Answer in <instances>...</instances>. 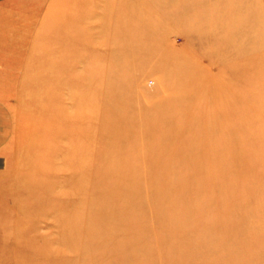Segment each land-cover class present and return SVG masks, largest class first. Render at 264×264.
Returning a JSON list of instances; mask_svg holds the SVG:
<instances>
[{"label":"rangeland","instance_id":"374dc122","mask_svg":"<svg viewBox=\"0 0 264 264\" xmlns=\"http://www.w3.org/2000/svg\"><path fill=\"white\" fill-rule=\"evenodd\" d=\"M263 6L264 0H0V264H74L77 255L70 254L73 242L64 236L63 219L75 210L64 199L71 161L88 160L92 167L118 162L122 169L171 161L228 162L232 142L226 135L233 128L244 136L243 145L255 144L252 137L257 140L260 128L246 125L247 114H255L246 105L264 93V30L258 32L264 26ZM252 35L257 42L249 44L250 55L242 56ZM183 57L189 65L178 63ZM51 63L53 73H47ZM235 103L241 122L232 114ZM240 152L238 164L224 171L243 181L249 160ZM253 160L259 169V155ZM150 172L154 178L166 173ZM157 184L136 197V207L143 200L150 208L132 219L135 225L152 229L155 223L148 217H154L173 226L179 251L193 245H184L180 230L197 237L231 230L226 220L213 230L212 223L189 220L193 211L198 216L212 206L190 201L188 214L173 209L167 187ZM237 193L236 209L231 192V205L219 203L217 210L243 216L248 199ZM48 196L51 204L35 206ZM71 198L75 204L84 199ZM42 210L46 213L38 220ZM118 231L80 243L81 252L88 249L83 263L123 264L127 254L97 257L107 250L99 247ZM164 233L155 227L148 237L163 242L169 236ZM243 240L226 237L219 244L224 248ZM169 248L157 258L180 255L182 264H190V257Z\"/></svg>","mask_w":264,"mask_h":264},{"label":"bare ground","instance_id":"6f19581e","mask_svg":"<svg viewBox=\"0 0 264 264\" xmlns=\"http://www.w3.org/2000/svg\"><path fill=\"white\" fill-rule=\"evenodd\" d=\"M259 14H264V6L260 8ZM257 24L259 22L252 25L254 30H258L257 27L261 26V24L258 26ZM261 27L258 30L260 33H262L261 30H264V26L263 28ZM49 28L50 25L46 27V30ZM256 39L259 38L256 37ZM253 40L255 44L257 40L254 39V36L246 38V47H243L241 50L242 56L250 55L251 46L249 44ZM182 59L178 63L181 64L183 62V65H189L188 59L184 60V57ZM198 69L200 73L198 77L203 79L204 72L200 68ZM46 72L53 73L52 63ZM26 76L28 75L26 74ZM234 96L238 100V95L235 94ZM246 106L249 110L255 112L254 115L257 114L261 118V121L258 120L250 112L247 114V117L250 118L247 119L246 125L253 128L258 124L260 133L257 135L256 141L255 137H252V142L255 144L246 146L243 145L244 136L238 132L239 130L233 128L229 132V135H226L228 141L232 142V146L228 151L229 157H231L228 162H189L182 163L181 165L179 162L176 163V161L156 162L154 164L144 163L142 166L133 164L126 169H122V164L119 166L118 162H116V165L113 164L114 166H108L107 164L112 163L109 161H100L96 167H92L88 160L71 161L69 165L67 164V172L70 174L67 183L70 184V188L67 194H64L66 198H61L65 199L70 208L75 207L74 211H67L63 218L66 230H68V233L64 236L66 239L70 238L73 242L71 249H69L70 254L77 255V258L72 263L79 264L85 260L83 253H87L88 249H84L81 252L79 248L80 243L90 244L91 239L95 241V237L106 236L109 233H113L116 228H119V231L116 233L117 235L115 236L114 234L112 236L113 239L107 245L99 247L100 249L104 248L107 250L99 254L98 258L104 259L110 257L112 254L119 256L127 254L128 259H125L123 264H158L155 260L158 254L166 251L165 247L168 246V249L173 250L169 247L174 246L175 251H178L174 255L182 252L183 255L185 254L191 258L190 264H232V258L234 259V257L237 259V264H264V93L262 96H257L251 102H248ZM237 107L235 103L232 114L235 117H239V121L241 122L243 114H238ZM233 123L232 121V125H234ZM248 137L251 140V136L249 135ZM241 150L244 151L243 156L248 155L249 160L246 166V178L243 181L239 177H233L232 173L227 175V172L224 171L228 165L235 167L238 164ZM258 155L261 164L259 169L256 170L258 163L253 159ZM153 168L162 171L161 174L165 171L166 173L159 175L158 178H154L150 172ZM132 170L139 171L140 173L133 176L131 175ZM156 180L157 183H162V186L167 187L169 203H173V209L180 207L183 211L186 210L185 213L188 214L189 210L187 211V208L190 206L188 204L190 201L194 202L195 205L205 204L212 206L208 211L202 210L198 212V216L193 211L192 215L187 217L189 220L197 218L209 225L212 223V230L215 227H219L223 220H226L227 223L225 225L232 224L231 230L228 233L222 231L217 235H209L207 233L203 234L202 237L193 236L190 231L182 233L180 230L178 232L186 238L184 245L190 246L189 242H192L193 245L185 251H179L178 246L180 245H177L174 239V235L177 232L175 233L174 230H171L173 226H167L164 221L160 222L158 220L154 222V217H148L149 220L155 223L156 232H160L161 235L167 232L170 236H165V241L163 242H152L148 235L151 230H155L154 225L152 229H148L149 224L135 225L132 219L139 218L140 214L144 212V214H147V210L144 209L150 205L148 203L145 205L144 201L140 200L139 206L136 207L135 202L138 200H136V197H141L143 192L153 191L156 185H158L155 182ZM222 181H226L227 183L218 185ZM174 183L178 184V186H175V188L178 187L176 191L171 190V186ZM209 187L214 188V193L213 191H209ZM231 192L232 195L234 194L233 199L235 200L232 204L236 203L235 209L240 203V200L235 196L239 194L237 192H241L245 200L248 199V205L243 216L242 214H238L237 210H233L234 213L231 212L230 214L224 213L225 211L223 210H217L216 206L219 203L224 205L229 203L231 205V202H228L231 199L229 196ZM79 194L84 199L75 204L71 197ZM181 199L184 203L179 204L178 201ZM51 203L52 200L48 196L47 198L43 197L37 200L35 206L38 208ZM25 204L26 201L22 206ZM45 213L43 210L38 212L36 218L40 220ZM120 223L123 224L122 229L119 225ZM166 228L167 230L165 231L164 229ZM205 231L204 229H199L197 232L205 233ZM132 235L135 237L133 238ZM226 237L235 240L243 237L244 240L240 243L236 242L234 246L223 248L219 242L225 240ZM196 242L201 244L197 245L195 244ZM237 251L241 252L234 254ZM182 258L183 256L179 255L177 259L173 257L171 260L165 258L162 260L157 259L160 261V264H182ZM83 264H92V261H86ZM93 264L105 263L103 260H96Z\"/></svg>","mask_w":264,"mask_h":264}]
</instances>
